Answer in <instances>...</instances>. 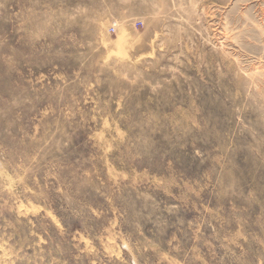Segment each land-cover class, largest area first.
<instances>
[{
    "label": "rangeland",
    "instance_id": "rangeland-1",
    "mask_svg": "<svg viewBox=\"0 0 264 264\" xmlns=\"http://www.w3.org/2000/svg\"><path fill=\"white\" fill-rule=\"evenodd\" d=\"M0 264H264V0H0Z\"/></svg>",
    "mask_w": 264,
    "mask_h": 264
},
{
    "label": "built area",
    "instance_id": "built-area-1",
    "mask_svg": "<svg viewBox=\"0 0 264 264\" xmlns=\"http://www.w3.org/2000/svg\"><path fill=\"white\" fill-rule=\"evenodd\" d=\"M112 31H113V32H115V31H116V29H115V28H112Z\"/></svg>",
    "mask_w": 264,
    "mask_h": 264
}]
</instances>
